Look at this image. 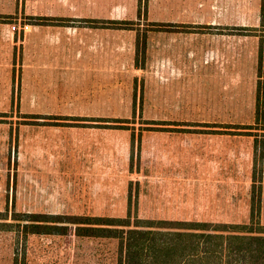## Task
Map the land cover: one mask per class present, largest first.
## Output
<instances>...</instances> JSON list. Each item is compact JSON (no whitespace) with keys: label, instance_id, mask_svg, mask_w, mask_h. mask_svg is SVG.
<instances>
[{"label":"crops","instance_id":"1","mask_svg":"<svg viewBox=\"0 0 264 264\" xmlns=\"http://www.w3.org/2000/svg\"><path fill=\"white\" fill-rule=\"evenodd\" d=\"M111 1L82 7L77 0H0V87H16L12 95L25 103V116L55 119L27 129L25 146H39L42 157L62 158L67 165L82 157L89 160L80 162L86 166L100 159L111 165L112 129L75 127L60 119L114 117V102L129 96L146 100L137 85L147 78L153 117H200L210 125L198 134L177 126L167 137L169 152L184 158L178 165L184 169L182 182H223L219 160L225 153L224 132L231 127L219 125L242 123L218 119H239L246 111L255 119L259 82L264 86V32L237 30L262 19L261 0H147L146 14L138 13L140 0H124L125 8ZM134 21L153 24L146 41L112 24ZM21 22L30 23L28 31ZM261 93L262 101L264 89ZM198 142L201 151L194 146ZM202 158L206 165L212 161L207 170L193 169L202 166ZM257 174L254 169L251 182Z\"/></svg>","mask_w":264,"mask_h":264},{"label":"rangeland","instance_id":"2","mask_svg":"<svg viewBox=\"0 0 264 264\" xmlns=\"http://www.w3.org/2000/svg\"><path fill=\"white\" fill-rule=\"evenodd\" d=\"M94 1L98 0H77V4L84 7ZM247 2L258 4L259 0ZM125 3L111 1L118 8H125ZM143 3L147 4V0H140L138 13L146 14L149 11ZM261 9L262 19L255 27L237 30L264 32V0H261ZM112 24L115 29L138 32L145 41L154 28L146 21ZM21 25L30 26V23L21 22ZM261 51H264L263 44ZM141 84L137 87L141 93L145 92L146 100L132 101L129 96V100L114 102V117L64 120L66 125L75 127L113 130L112 164L102 165L104 159H100L91 166L80 164L89 162L86 157L67 165L63 163L68 161L62 158L42 157L39 146L26 147L27 129L37 130L40 124L50 125L55 119L25 116V103L16 101L12 95V88L16 87H0V213L8 216L11 225L0 230V264H118L117 241L28 234L25 223L19 224L14 219H27V215L35 214L30 212L33 210L62 216L124 218L131 209L141 219L245 224L249 223L254 209L261 213L264 224V100L260 99L257 105L255 119L248 116V111L242 112L239 119H218L242 123L241 126L249 128L219 125L231 127L224 132L229 135L225 134V153L219 160L224 181L184 183L181 180L184 169L178 166L185 162L184 158L169 152L167 137L175 135L170 132L177 126L191 127L198 134L210 125L202 123L206 119L200 117H153L151 80L145 78ZM262 89L263 81H260V97ZM194 146L201 151L200 142ZM34 147L36 152L32 151ZM44 153L48 154V147ZM202 159H205L202 166L192 168L207 170L212 161L206 165V158ZM254 169L258 173L254 179L261 195L260 204L253 203L251 173ZM216 185L218 190H213Z\"/></svg>","mask_w":264,"mask_h":264},{"label":"trees","instance_id":"3","mask_svg":"<svg viewBox=\"0 0 264 264\" xmlns=\"http://www.w3.org/2000/svg\"><path fill=\"white\" fill-rule=\"evenodd\" d=\"M256 182L254 179L253 203L260 204ZM27 216L14 221L25 223L31 235L117 241L118 264H264V224L261 213L254 209L245 224L141 219L131 209L124 218ZM8 221L0 213V230L11 226Z\"/></svg>","mask_w":264,"mask_h":264},{"label":"built area","instance_id":"4","mask_svg":"<svg viewBox=\"0 0 264 264\" xmlns=\"http://www.w3.org/2000/svg\"><path fill=\"white\" fill-rule=\"evenodd\" d=\"M29 28H30L29 25H24V26L21 27V29H22L23 31H28ZM19 29H20L19 26H16V25H13V26H12V30L15 31V32H16L17 30H19Z\"/></svg>","mask_w":264,"mask_h":264}]
</instances>
